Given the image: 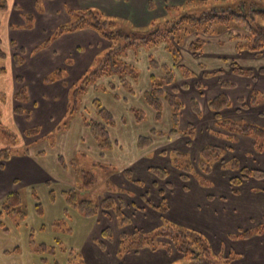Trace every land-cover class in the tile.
<instances>
[{
    "label": "crops",
    "instance_id": "crops-1",
    "mask_svg": "<svg viewBox=\"0 0 264 264\" xmlns=\"http://www.w3.org/2000/svg\"><path fill=\"white\" fill-rule=\"evenodd\" d=\"M156 1L159 2V6H156L153 0H66V2H64L62 5H64L63 12L67 10L65 12L67 13L69 12V10L76 11V9L81 8H83L82 10H87V8L93 9V7H98L100 4L103 7V10H105L106 15L109 14L108 16H110L115 14L114 16L117 15V17L120 18L122 17L127 18V20H133L138 25L145 27L150 26L153 22L156 21L155 19H157L158 15L155 16V14L158 10H160L161 0ZM8 2H10V0H8ZM152 5L153 7H151ZM10 9L11 8H8L7 11H9ZM11 10L14 13L17 11L16 9ZM47 10L49 11V7ZM20 14L18 13L16 22H24L23 19H19ZM159 16L161 15L159 14ZM8 26L11 28L14 27L13 25ZM77 33V37H71L74 41L85 40L89 42L87 45L88 47L89 45H94L90 50L92 53H89V61L91 58H96L103 52V50L108 49L111 45L91 28L77 30L75 34ZM67 34L69 33H65V35L55 38L51 45L48 46V48L43 49L42 53L37 52L32 56L30 54L32 59L30 58V56L25 57L26 60L23 64H21V66H17L15 64V61L12 60L11 65L18 69L17 72H19V74L15 77L13 75L10 76V79L5 82V86L7 88L12 85L10 88V103L8 107H6V101H4V97L1 94L4 93L2 91H0V95L2 96H0V104L7 113L9 111L13 113L14 116L12 117V119L16 120L14 122V125L23 126L22 119H24V122H27L29 124L31 120H33L34 123H38L40 125L47 124L54 127L53 119L56 115L54 113H59L64 116L68 114V106L70 103L69 96L73 84H68L67 79L57 80L54 83H47L44 81L45 77H47V73L49 74V71L52 72V70L54 71V69L57 68L54 65L49 68V65L53 62V60H58L59 57V61L62 64L67 65L68 61L72 59V57L78 58L81 54L84 53L82 50H79L82 45L80 47L79 45H77L76 51H74V48L73 52L68 48L63 49L62 47H58L59 44L57 43H59V41H63V39H65L66 41ZM193 34L197 35L196 33ZM0 37L1 45L3 42L8 44L6 41H3L1 28ZM194 38L195 37L192 36V38L190 39L191 42ZM226 41H228L231 45L230 50H234L236 53H247V55L254 56L257 59H261L262 57H264V50H262L261 53H255L238 49V42L232 39L231 35L229 36V38L228 36L226 37L224 42ZM224 42L219 39H215L213 41L207 40L202 51L197 54L191 53L190 48L188 47L189 42L185 43L183 47H185V50L188 52L189 56L196 59V62L194 63L195 73L199 74L202 79L209 80V78H214L215 82L218 83L221 88H228L222 85V81L224 80H221L220 77L222 71L221 69H219V64H217L215 68L210 69L207 63L198 62L197 60L198 55L201 56L205 52L210 55V57H213L212 60L214 63L226 61V59L222 55L225 48V45L223 44ZM9 43H11V46H13L14 43L16 44V41L14 39H11ZM149 46L150 48L148 47V45L144 47H142L141 45H135L129 48L128 52L124 54V57L121 58V61H125L127 64L133 66L138 73V78L136 79V81L132 79L130 80L129 84L133 88L132 91H130L129 87H124L117 76H113L112 78L103 77L100 81H98L97 86L92 87L93 93H87L83 96L84 98L82 101L85 103V105L86 102H88V105H84L83 109L88 111V113L89 111H91V114L94 115L93 119L97 118V114L99 112L98 109L93 105L94 100H99L102 108L104 107L109 112H111L113 119H115V126L109 128L111 141L113 142L112 148L105 151L101 150L100 143H97L95 141V139L92 137L91 132L85 125L83 110L80 111L79 115H77V113H79L77 112L71 117L75 121L74 123L77 124L79 128L78 130L80 134L78 136V143L81 144L82 135L87 136L88 145L85 144V141H83L84 144L81 146V148L83 150H86L91 155L95 154V156L98 158L97 163L101 164L100 160H106L110 166H105L104 170L107 169L106 172L110 174L109 177H113V179L118 180H122L123 178L126 182H128V185L130 187L134 188L139 197H143L144 195H146V192H144V181L141 180V176L138 179L133 180L132 177L128 176V174L135 166H142L141 172L139 174L147 175L149 176V178H151V186H153L154 188V196L159 199L158 201L160 202V205L153 207V209H155L153 210V216H151L150 212L147 213V210L142 208L140 212H143V214L140 215V221H151L153 223H151L149 226L154 227V225H157L158 220L164 222V220L161 219L160 214H165V212L171 211V208H174V210L176 211L177 209L175 208H177V202H181L182 207L185 209L187 215L192 216L191 219H193V215L199 218L200 214L198 213L199 211L203 210V213L201 215L205 223L214 222L215 224L223 228L207 232L211 238H219L218 240H216L218 244H220L218 251L222 253L229 252V256L226 260L228 261V263L264 264V232L258 234L253 233L246 238L241 237V235L246 232V230H253L255 227H257V225L264 223V178L244 180L238 188H236V186L234 187V184L231 183L232 178L240 175V171L232 167V163L234 160H237L239 162L241 168L246 167L251 170L259 169L264 171V144L262 145L261 142L258 141L254 136L244 134L240 135L219 124L220 120H232L235 122H240L243 117L247 116L250 122L246 123L258 125L264 129V126H262L264 125V102H259L257 98V102L255 103L251 102L252 99L251 101L245 102L243 98L240 97L237 98L238 104H235L230 98L232 105L229 108L220 111L218 116L214 111H212L210 105L208 104L211 100L210 98L204 101L206 106H202L203 109L200 105V114H198L196 111H194L192 104V101H194L195 98H190L188 100H185V102H182L181 100L183 96L182 92L189 88V84L178 83V97L183 105L178 127L180 132L171 135L170 132L173 129V123L170 107L168 105L165 106L162 118L161 120H158L155 110L151 106H148L145 101L144 93L148 92V90L152 88V77L154 76L155 78L159 79L165 75L162 66L159 67V69H153L151 67L150 58L156 60L160 65L173 66L175 69L179 67L177 69V74L181 78L184 76L188 79L193 74L184 67L183 61L181 59V54V60L179 61V63H176L175 59H173L172 54L170 53V51H168L166 45L158 44V46ZM83 55L85 56V54ZM7 57L5 59L0 58V60L5 61ZM84 59H87V57H84ZM38 60H48V63L44 62V64H41V66L36 68L32 74V77L27 75L26 77L24 74V70L27 68V66L25 64L28 63V66L30 67L34 65L35 61ZM85 61H82L80 63V60H78V64L75 67V72L80 74L81 76L89 69L91 65V62L85 65ZM30 62H32V64ZM55 63L57 64V66L59 65L58 61H56ZM67 68L70 69L69 66ZM231 68L235 73V68ZM251 70L253 72V69ZM260 70L264 71V67H262ZM261 71H259V74L264 75V72L261 73ZM4 75L8 76V72L6 69L4 73L0 74V76ZM21 77L23 78L22 85H24L28 89L27 92H29L30 88V92L33 95L30 97L28 93L29 102L26 104H21L18 100L15 99L17 92L22 87V85L18 82V78ZM204 84L205 82L194 83L197 88ZM234 86L235 84H233V86L231 87ZM219 92L220 94L228 95V93L224 90H219ZM195 100L199 104V101L197 99ZM55 103H62V107L57 108L56 110L57 106ZM22 105L31 111V115L29 117L26 115H19L14 112L17 106ZM137 109L143 110L146 114V119L142 122H137L134 116L133 110L135 111ZM231 109L235 110V114H231L229 112V110ZM185 114L192 116V122L184 120ZM232 116L234 118H231ZM29 130L31 129L26 130L24 134H26ZM153 130H156L159 133L153 136V143L147 148H140L139 138L141 136L150 137ZM67 132L68 130L66 132H61V135ZM24 136L29 138V140H27L28 143L37 145V147L33 152H30V150L27 149V152L24 153H13L8 161H0V212L2 203L9 194L16 191L20 192L22 195L23 192L27 190V192H29V194L35 201L34 193L39 198L36 191L37 186L44 185L49 190V207L54 208L59 203V201H62L64 203L62 213L59 212V214L56 216V218L53 219V221L56 222L58 220H67L72 225H74L67 230V233L64 235L65 238L67 237V239H73L76 232V235L81 234V238H77V245L73 243L68 245L66 248L63 245V240L57 238L56 241L51 244L56 248V252L52 256L56 255L59 252L71 256L75 254L76 250H78L80 254H83L85 258L90 259L95 264L98 262L100 264H107V262L105 263L102 260L111 258L110 253H106L107 249L109 248V244L112 243V246L114 245L118 251L120 247V240L114 243L113 237L112 239H109V236L107 238L103 233L105 232V230L111 229V227H109L107 223L111 218L107 219V217L111 215L115 216L114 213L116 214L117 212L115 210H110L109 212L104 213L100 210L96 217L88 218L79 213L74 207L72 208L71 206H69L64 198V192L70 191L74 188L68 189L67 187L65 190L62 189L63 191L61 190L60 192H57L53 187L56 183L59 184L61 181L58 182V180L55 178L56 174H54L50 168H47L45 166L46 162L44 163L41 160V157H45L48 152L50 153L48 155L50 156L48 159H53V162L55 163V172L58 174V177H64L65 179L60 177L63 180H69L72 177H79L81 179L82 190L77 191L76 189H74L78 193V198L79 194H81V196H84L85 191H91L95 185L90 189H83V180L80 177V174L83 171H79L73 167V162H71L72 159L70 161L71 163H68V166L63 162L61 164H58L59 160H63L64 158L62 156L58 158V156L52 152L53 148H55L56 146L54 145L55 143L50 142L48 140L49 138L46 139L40 129L38 135L28 136L26 134ZM60 139L62 141V138ZM259 144L261 145V147H263L262 149L258 147ZM208 146H220L224 150L222 161L215 164L216 166L210 172L211 174H207L203 170H201V168H199V173L203 175L201 176V179L199 181H192L190 170L187 169L184 172L182 169H179L177 165L180 164V162L178 161V159H174L173 165H175V171L180 178L177 183L179 187L178 191L176 190V188H174L175 185L171 183V181H163V186L162 184L160 185L159 180H155L156 175H154L153 172L150 171L151 167H158L157 165H153L152 163V160H154L155 158H169V160L172 161V157L185 158V156L192 155L193 161L197 162L201 156L202 149ZM96 165L101 167V165L99 164ZM119 165L121 166V169L118 167ZM117 167L119 169H117ZM215 170L220 172L221 176L219 179H213L211 176L213 171ZM66 175H69L70 178L66 179ZM190 182L195 183L194 186L191 185ZM110 183L111 182L106 183L108 193L105 198L112 197L116 201L118 200L117 202L124 203L120 196L114 193L113 189L109 185ZM164 185L166 186V188H164ZM52 191L55 195V197L53 198L50 197ZM242 197L252 199L254 203H251L250 201L249 203L244 202L242 201L244 200L242 199ZM189 202H192V204H189ZM166 203H169V208L163 207V205ZM202 204L204 205L205 210L202 209ZM36 205L37 203L34 206V212L32 215L37 219V227L30 228V226H28V216L23 222L17 224L22 225L21 227H25L24 236L31 246V250H27V255L30 253L32 261L36 262V264H57L55 262L51 263V261L49 260L50 257H52L51 255L46 254L44 258L47 261L43 260V256H39L30 243L31 235H33V238H35L34 236L37 232H43L47 229V226H45V221L47 220L49 211L47 212V207L45 204H43L44 215L40 216L36 213ZM9 219L10 217L6 218L5 220L9 221ZM131 219L129 223L124 224L122 222H119V220L116 218L114 220V223H116L118 226L121 225L122 228H124L125 225H130L132 223ZM54 222L52 223L53 226H55ZM76 225L77 228L75 230ZM106 225H108V227ZM18 228L19 226L16 229ZM8 230V232H4V230L0 229V237L3 241H5L6 238H9V235H12L9 228ZM195 232L201 234L207 240V237L205 234H203V232ZM124 234L126 233H120L121 237L119 236V239H124ZM100 239H102L101 242L99 241ZM57 241H60V243L57 244ZM105 241H107V243H105ZM98 243L100 245H98ZM80 244H82V246H79ZM5 247L6 245L0 243V252H2L1 254L5 257L12 255H22V250H20V248L18 247L14 248L13 251L5 249ZM16 250L18 251L15 252ZM117 251L114 252L115 258L110 259L112 262L111 264H125L126 260H122V257H119ZM172 254H175L173 255L174 257H178L179 253H177L175 250H169L165 246L156 249H152L150 246H145L143 247V249L138 251H136L135 249L129 251V256L133 258L134 261L141 262L142 264H152V260L154 261V263L156 262L155 260H158L157 264H167L166 258L172 256ZM179 255L180 257H183L182 254ZM160 258H164L162 263L159 262ZM68 260L69 261L67 262L71 263V259Z\"/></svg>",
    "mask_w": 264,
    "mask_h": 264
},
{
    "label": "rangeland",
    "instance_id": "rangeland-1",
    "mask_svg": "<svg viewBox=\"0 0 264 264\" xmlns=\"http://www.w3.org/2000/svg\"><path fill=\"white\" fill-rule=\"evenodd\" d=\"M64 2H66V0H10L9 8L13 10H15L16 8L19 9L16 11V12L19 11L18 12L19 14L23 12L27 16L30 14L33 15L35 22L32 25L31 29L26 27L27 26L26 23L24 24L25 20L24 22H20V21L16 22V19L18 18V13L12 12L11 9L7 12H2L0 10V26H1L0 28L3 34V41H6L8 43L6 44L5 42H3L1 45L4 53L8 57L5 61L0 60V67L5 68L8 72V76L7 75L0 76V91L4 92L1 94L4 97V101H6V107H8L10 103L9 96L11 91L10 88L12 85H10L7 88L5 86V82L10 79V76L13 75L15 77L16 75L19 74V72H17L18 69L15 68L13 65H11L12 60H14L15 53L18 54L20 50L24 49L25 54L27 55L25 57L30 56V54L31 56L34 55L32 54V51L35 48L43 46L44 41L53 35L57 27L61 25H65V23L74 22L76 20L77 17L70 15L69 12L65 13L67 11L65 8L64 9L66 11L63 12L64 5L62 4ZM153 2H155L156 6H159V2H157L156 0H153ZM48 7H49V11L47 10ZM101 7L102 6L99 4L98 7H93V10L98 12L102 11L101 13L104 16H106L109 19L115 20L116 29H120L122 31L124 30L126 32H134V31L146 32V31H151L154 28L151 25L145 27L140 26L137 23H135V21L133 20H127V18H122V17L121 19L120 17H117V15L114 16L115 14L108 16L109 14L106 15L105 10H103V7L102 8ZM151 7H153V5ZM251 7L252 10L260 9V8L264 9V0H166V1L161 0L160 10H158L157 13L154 14L155 16L156 15L159 16V14L161 15L159 17L157 16V19H155L157 22L159 21L164 22L168 20L176 21L183 14H190V15L195 14L197 16H201L204 12H210L214 9L231 8L234 11L239 10L248 14L249 10H251ZM170 8H174V9L170 10ZM20 16L19 19H23L22 16L21 17ZM251 21H253V25L255 27L264 25V20L261 18H256V19L252 18ZM8 25H13L14 27L11 28ZM230 32L234 35H238V34L246 35L244 27L240 23L237 24L232 23L228 26L215 24L213 27V33L203 34L201 35V39L202 41L205 40L206 42L207 40L213 41L215 39H219L222 42H224L227 36L229 38ZM77 35L78 33L75 34V32H71L67 34L66 36L67 43L65 39H63L64 42L59 41V43H57L59 44L58 47H62L63 49L68 48L73 52L74 48H75L74 51H76L77 45H79V47L82 45L79 48V50H82L85 56L81 54L80 57L78 58L72 57V59L68 61L67 65L62 64L59 61V57H58V60L56 59L53 60V62L49 65V68L53 65L57 67V68L54 67L55 68L54 71L56 69H60L64 71V73L62 74L63 78L58 80L67 79L68 84H73L69 96L70 103L68 102L70 105L68 107H71L73 104L72 96L75 88L81 84L82 79L85 76L89 75L90 70L93 69L95 66H97L100 63L102 57L109 51L108 50L109 48L105 49L100 55H98L96 58L95 57L91 58L92 60L90 59L89 61L88 60L90 55L89 53H92L90 50L93 48L94 45L93 46L89 45L88 47L87 45L89 42L85 40L74 41L71 38V37H77ZM192 36L195 37L193 41H195L199 37L197 35L192 34L191 36L182 38L180 33L177 35L174 34L170 36L169 40H167L168 44L170 43L171 45L174 46V48L178 50L182 47L180 50V54L182 57L181 59L183 61V65L193 74L188 79L185 78L184 76L181 78L177 74V69L179 67L175 69L173 66H169V65L167 66L168 69L173 71V73H175L176 75L175 76L176 87L178 83L189 84V88L182 92L183 93V96L181 98L182 102H185V100H188L190 98H195L199 101L201 107L202 106L205 107L206 104L204 101H206V99H210V98L212 99L216 97L218 94H220L219 90L226 91L228 93V96L235 104H238L237 98L240 97H242L245 102L251 101L253 95L256 93H258L256 97L257 100L261 103L264 102V75L259 74V71H261L260 69L264 67V57H262L261 59H257L254 56L247 55V53H240V52L236 53L234 50L233 51L230 50L231 45L229 44L228 41L223 43L225 45V48H224V53H222V55L226 59V61L214 63L212 60L213 57H210V55H208L207 53L204 52L203 55L201 56L198 55L197 57L198 62L207 63L210 69L215 68L216 65L219 64L220 67L219 69H221L222 71L220 74L221 80L227 82L230 81L231 83L235 84L234 87L221 88L220 85L215 82L214 78H209V80L202 79L201 76H199V74L195 73L194 63L196 62V59L194 57L192 58L191 56H189L188 52L185 50V47H183L184 44L187 42H189V44L192 43L190 40ZM11 39H14L16 41V44L13 45L14 47L11 46V43H9ZM178 45L181 47H179ZM141 46L144 47L145 45H141ZM148 47L150 48V46ZM43 49H40V51L38 52L42 53ZM31 56L30 58L32 59ZM84 57H87V59H84ZM78 60H80V63L82 61L87 60L85 61V65L91 62L89 69L86 72H84L82 76L75 72L76 69L75 67L78 64L77 63ZM56 61H58L59 64L58 66L55 63ZM32 62L30 63L32 64ZM44 62L48 63V60L35 61L34 65L30 67L28 66V63H26L25 65L27 66V68L24 70L25 73L23 71L22 72L25 74V76L27 75L32 77V74L35 71V69L41 66V64H44ZM232 64H235V66H237L238 68H242L245 71L253 69V74L251 76L248 75L238 76L232 71L231 67H234ZM68 66L70 67V69L67 68ZM54 71L53 70L52 72L49 71V74L47 73V76L51 75ZM262 72L264 71H261V73ZM164 73L166 74L167 71L165 70ZM195 82H205V84L197 88L196 85H194ZM92 87L93 86H91L88 91L89 94H91V92L93 93ZM30 91L31 89L29 88L28 93L31 97L33 95ZM55 104L57 106L56 110L57 108L62 107V103H55ZM84 105L85 103L81 101L79 104L80 110L79 113H77V115H79L80 111L83 110L84 117L90 120L93 118L94 115L91 114V111H89L88 113V111L83 109ZM87 105L88 102H86L85 106ZM234 111L235 110L232 109L229 110L231 114H235ZM54 114H56L53 119L54 127H52V125H47V124L40 125L38 123H34L33 120H31L29 124L27 122H24V119H22L23 126L22 125L19 126V125H14L15 124L14 122L16 120L12 119V117L14 116L13 113L10 111L7 113L6 110H4L0 104V150L1 148H8L10 146H14V150H13L14 153H24L27 152V149L30 150V152H33L34 149H36L37 145L28 143L27 140H29V138L24 136L26 135L24 134V132L28 129L39 128L46 139L49 138L48 140L50 142L55 143L54 145L56 146L55 148H53L52 152L56 154L58 158L60 156L64 158L63 160H59L58 164H61L63 162L68 166V163L72 159L71 162H73V167L76 168L77 170L95 173L97 177V183L95 184V186L92 188L91 191H85L84 196H81V194H79V200L89 199L94 204H100L102 199H104L108 193V189L106 188L107 187L106 183L111 182L109 185L113 189L114 193L119 195L122 201L126 205L125 208L123 209L124 212L122 214L118 215L117 213L116 214L114 213L115 216L111 215L107 217V219L111 218L110 220H108L107 223L109 227H111L114 243L120 240L119 241L120 247L118 251L114 245L112 246V243L109 244V248L107 249L106 253L107 254L110 253L111 258H115L114 252L117 251L119 257H122V260H126L125 264H142L141 262L134 261V259L129 256V251L132 250L131 243L138 239L139 234L147 235L150 233L157 232L158 230H162L161 232L166 233L168 228L172 226L173 228H175V230L177 229L183 231L195 230L198 232L201 231L203 232V234L206 235L208 240L207 242H209L210 250L212 253L210 254V257L203 256L205 258L204 262H206V264H233L231 262L228 263V261H226L227 257L229 256V252L222 253L218 251L220 244H218L216 240H218L219 238L218 239L211 238L207 232V231L218 230L223 228L215 224L214 222L205 223L201 215L203 213V210L199 211L198 213L200 214L199 218L193 215V219H191L192 216L187 215L185 209L182 207L181 202H177V208H175L177 209L176 211L174 210V208H171V211L165 212V214H160L161 219H163L164 222L158 220L157 225L151 227L149 225L153 222H151L150 220H148L150 222L140 221L141 219L140 215L143 214V212H140L142 208L147 210V213L150 212L151 216H153L154 215L153 210H155L153 209V207L160 205V202L158 201L159 199L154 196V192H153L154 188L153 186H151L152 183L151 178H149V176L147 175L139 174L141 172L142 166L141 165L137 167L135 166L134 168H132V170L130 169L131 172L128 174V176L132 177L133 180L138 179L141 176V180L144 181V187H145L144 192H146V195H144L143 197L142 196L139 197V195L135 192L134 188L130 187L128 185V182H126L123 178L122 180H118V179H113V177H109L110 174L106 172L107 169L104 170L105 166H110L106 160L105 161L100 160L101 164L97 163L98 158L95 156V154L91 155L86 150H83L81 148V146L84 144L83 141H85V144H87L88 137L82 135L81 144L78 143V139H79L78 136L80 134L78 130L79 128L77 124L74 123L75 121L68 115L69 113L65 116L59 113H54ZM184 116H185L184 118L185 121L192 122L191 121L192 116L188 114H185ZM231 118L234 117L232 116ZM246 122H250L247 116L243 117V119H241V121L238 123L241 124ZM4 130H8L9 132L6 133L4 132ZM67 130H68L67 133L61 135V132H66ZM60 138H62V141ZM260 142L262 145L264 144V141L260 140ZM49 154L50 153L48 152V154L45 157H41V160L44 163L46 162L45 166L47 168H50L52 172L56 174L55 178L58 180V182L61 181L59 184L56 183L57 185L56 184L55 186L53 185L54 186L53 188L57 192H60L62 189L65 190L67 187L68 189L74 188L77 191L82 190L81 189L82 181L79 177L76 178L72 177L71 179H69L70 178L69 175L68 176L66 175L65 176L66 179L69 180H63L62 178L64 177L62 176L58 177V174L55 172V168H54L55 163L53 162V159H48L50 157L48 156ZM171 159L172 161H170L169 158H162V159L155 158L154 160H152L153 165H157L159 168H166L170 173L169 177L166 180L159 179V177L156 176L155 180H159L160 185L162 184L163 186L164 184L163 181H171V183L175 185L174 188H176V190L178 191L179 187L177 183L180 180V178L178 177V174L175 171L174 168L175 165H173L174 159H178V161L184 166H190V175L192 181L195 182L199 181L201 179V176H203L199 173L198 161L197 162L193 161L192 155L185 156V158L172 157ZM96 164L101 165V167ZM215 166L216 165L213 164L212 170ZM118 167L121 169L120 165ZM118 167L117 169H119ZM211 176L213 179H219L221 175L220 172L215 170L213 171ZM190 183L193 186L195 184L192 182ZM164 188H166L165 185ZM236 188H238V186H236ZM36 191L40 198V201L46 205L47 212L49 211L48 213L49 215L47 217V220L45 221V226H47L46 231L37 232L34 236L35 241L38 244L46 243L47 245L51 246V244L55 242L57 238H59L63 240V245L65 246V248L73 243L77 245L78 243L77 238H81V234L76 235L77 233L76 232L74 234L73 239H67V237L65 238L64 236L67 233V230L73 227L74 225H72L67 220L66 221L58 220L56 222L53 221V219L56 218L59 212L62 213L64 203L62 201H59V203L54 208H51L49 207V197H48L49 190L44 185H39L37 186ZM22 198L24 203L23 211L28 216L27 224L28 226H30V228H36L37 219L34 218V216L32 215L36 203L29 194V192H27V190L23 192ZM242 199H244L242 200L244 202L249 203L250 201L251 203H254L252 199L246 197L245 198L242 197ZM189 204H192V202H189ZM163 207L169 208V203L164 204ZM201 207L202 209L205 210L203 204ZM124 215L128 216L130 219L132 218L131 219L132 223L130 225H125L124 228H122L121 225L118 226L116 223H114V220L117 218L120 222L121 218H123ZM53 222L55 223V226L52 225ZM17 224H20V222L16 219L10 218L9 221L5 220V225L10 229L12 235H9V238H6L5 241H3L0 237V243L6 245L5 249H9L12 251L14 248L17 247L20 248V250H22V255L20 256L12 255L5 257L1 254L2 252H0V264H36V262L32 261L30 253L27 255V250H31L30 249L31 246L29 245V243L27 242L24 236L25 227H21L22 225H17ZM108 225L106 226L108 227ZM18 226L19 228L16 229ZM76 228L77 225L75 226V230ZM122 232L128 235V239L126 240L119 239L121 237L120 233ZM99 241L101 242L102 239H100ZM160 242L165 243V247L167 248L172 246L170 237L168 236H166V238H161ZM105 243H107V241H105ZM98 245L100 244L98 243ZM79 246H82V244H80ZM172 251H174V249H172ZM173 255L175 254H172V256L166 258L167 264H196L194 260L192 259L188 260L184 258L183 255H182L183 257H180L179 254L178 257L176 256L174 257ZM111 258H108L107 260L103 259L102 261L105 263L107 262V264H111L112 263L110 260ZM68 259H71L70 261L71 263L67 262L69 261ZM163 259L164 258H160L159 262L162 263ZM49 260L51 261V263L55 262L57 264H95L90 259L85 258L83 254H80L78 250H76L75 254L71 256L59 252L56 255L50 257ZM155 261H156L155 263L157 264L158 260ZM151 262L152 264H155L153 260ZM96 264H100V263L98 262Z\"/></svg>",
    "mask_w": 264,
    "mask_h": 264
},
{
    "label": "trees",
    "instance_id": "trees-1",
    "mask_svg": "<svg viewBox=\"0 0 264 264\" xmlns=\"http://www.w3.org/2000/svg\"><path fill=\"white\" fill-rule=\"evenodd\" d=\"M9 8L8 0H0V10L7 11ZM174 8H170L173 10ZM16 10H19L16 8ZM69 14L77 17L74 22L65 23V25H61L57 27L51 37L44 41L43 46L35 48L32 53L35 54L40 49L47 48L53 40L57 37L65 35V33L77 32V30L88 29L91 28L95 30L103 39L109 42L111 45L109 47V51L102 57L100 63L90 70L89 75L85 76L82 79V82L79 86H77L73 93V104L71 107H68L69 116L72 117L74 114L79 112V104L83 100V96L88 93L91 86H97L98 81H100L103 77L112 78L113 76H117L120 80L121 84L124 87H129L130 91L133 90L132 86L129 84L130 80H135L138 78V73L135 68L125 61H121V58L124 57V54L128 52V49L135 45H152L158 46V44H164L167 46L168 51L175 59L176 63H179L180 59V49L174 48L173 45L167 43L169 37L174 34H180L182 38H186L191 36L193 33L199 35V37L192 41L189 44V48L191 53L197 54L204 48L206 41L201 39V35L213 33V27L215 24L228 26L232 23H240L243 25L246 35H234L230 32L232 39L238 42L237 48L240 50H247L255 53H261L264 50V25H260L255 27L253 25V19L261 18L264 20V9H255L249 10V13L246 14L243 11H234L231 8L225 9H214L210 12H204L201 16H197L195 14H183L179 17L178 20H168L164 22H153L151 26L154 28L151 31L141 32H126L120 29H116V22L113 19H109L104 16L100 11H94L93 9H76L69 10ZM21 16L23 20H25L26 27L31 29L32 25L35 22L33 15H26L21 12ZM252 17V18H251ZM161 25V26H160ZM1 43V37H0ZM179 44V43H178ZM15 45V43H14ZM179 46V45H178ZM180 47V46H179ZM25 50H20L18 54H15L14 61L17 66H21L25 62ZM7 55H5L1 44H0V58L5 59ZM151 67L153 69H159L162 66L163 71H167V73L162 78L152 77V88L148 90V92L144 93L145 101L148 106H151L155 112L158 120H161L165 106L168 105L171 109V117H172V130L170 132L171 135L177 134L180 132L179 123H180V114L183 109V105L178 97L179 88L175 85V75L173 71L169 70L166 65H160L156 60L150 58ZM234 66L235 73L237 75H248L251 76L253 74L251 71H245L242 68H238ZM5 69L0 68V74L4 73ZM64 71L60 69H56L51 75L45 77L44 81L47 83H54L58 79H62ZM18 82L22 85L23 78H18ZM114 85V84H112ZM222 85L225 87L233 86L230 82L222 81ZM186 86V85H185ZM116 89V86H115ZM28 89L22 85L20 90L17 92L15 99L19 101V103L26 104L29 102ZM257 94H254L252 97L253 103L257 102L256 97ZM1 96V95H0ZM2 97V96H1ZM193 109L198 114H200V104L194 99L192 101ZM212 111L215 112L216 115L219 116V112L229 108L232 103L230 101V97L227 94H219L217 97L211 99L208 103ZM70 105V104H69ZM93 105L98 109V114L96 119H87L85 118V125L89 129L92 134V137L95 139L97 143H100L101 150H109L113 146V142L111 141L109 128L115 126V119L111 112H109L106 108H102L99 100H94ZM19 115L30 116L31 111L22 106H17L14 110ZM134 116L137 122H142L146 118V114L143 110H133ZM220 125L236 132L240 135H249L257 138L258 141H264V129L255 124L249 123H238L232 120H220ZM193 129V128H192ZM194 130V129H193ZM4 132H9L8 130H4ZM39 128L31 129L27 131L28 136L38 135ZM159 134L156 130H153L152 135L150 137L141 136L139 138V146L144 149L149 147L153 143V136ZM8 135V134H7ZM258 147L262 149L259 144ZM14 146H10L8 148H4L0 150V161H8L12 154L14 153ZM224 150L219 146H208L202 149L201 156L198 160V166L205 173L209 174L212 171L213 164H216L222 161ZM179 169H182L184 172L188 169L190 170V166H183L181 163L177 165ZM232 167L240 171V175L232 178L231 183L234 186H238L242 184L244 180L247 179H263L264 171L255 169L251 170L249 168L243 167L241 168L239 162L234 160L232 163ZM151 172L154 175L159 177V179H167L169 177V172L166 168L159 167H151ZM187 176V175H186ZM80 177L83 180V189L87 190L92 188L96 181L97 177L92 172L83 171L80 174ZM187 178V177H186ZM185 178V179H186ZM50 197H55L53 191L50 194ZM34 198L37 203L36 205V213L40 216H43V204L40 202V199L34 193ZM64 198L66 202L74 207L79 213L88 218L96 217L99 211H103L104 213L109 212L110 210H115L117 214H122L124 211V203L117 202L112 197H107L102 200L100 204H94L89 200H79L78 193L76 190L72 189L70 191L64 192ZM23 198L20 192L14 191V193L9 194L3 201L1 212H0V229L4 230V232H8V228L5 225L4 220L8 217L18 220L19 222H23L27 215L23 211ZM120 222L129 223L130 218L124 215L121 218ZM162 230H158L157 232L150 234H139L138 239L131 243L132 249L136 251L143 249L145 246H150L152 249H156L159 247H164L165 243H161V238H166V236L170 237V241L172 246L168 247L169 250L174 249L177 253L182 254L184 258L190 260H194L196 264H206L204 257H210L211 250L209 246V242L199 233L195 231H183V230H175L172 226H170L166 233L161 232ZM264 232V224L257 225L253 230H246L241 237L246 238L253 233H261ZM109 239H112L113 234L111 229L105 230L103 233ZM30 243L32 247L35 249V252L40 256H43V260L47 261L44 257L45 255H53L55 254V246L47 245L44 243L38 244L31 235ZM123 240L128 239V235H123ZM60 241H57L59 244ZM16 250L15 252H17ZM204 256V257H203Z\"/></svg>",
    "mask_w": 264,
    "mask_h": 264
}]
</instances>
